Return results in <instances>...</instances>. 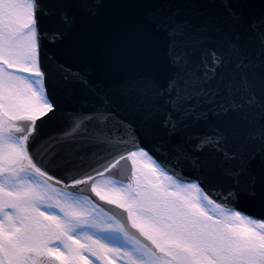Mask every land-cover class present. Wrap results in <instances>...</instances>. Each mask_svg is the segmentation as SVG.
Segmentation results:
<instances>
[{"label": "snow or ice", "instance_id": "obj_1", "mask_svg": "<svg viewBox=\"0 0 264 264\" xmlns=\"http://www.w3.org/2000/svg\"><path fill=\"white\" fill-rule=\"evenodd\" d=\"M0 264H264V0H0Z\"/></svg>", "mask_w": 264, "mask_h": 264}]
</instances>
